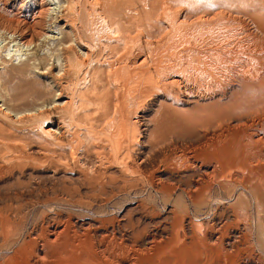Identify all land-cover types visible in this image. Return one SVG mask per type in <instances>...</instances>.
Listing matches in <instances>:
<instances>
[{
    "label": "bare ground",
    "instance_id": "bare-ground-1",
    "mask_svg": "<svg viewBox=\"0 0 264 264\" xmlns=\"http://www.w3.org/2000/svg\"><path fill=\"white\" fill-rule=\"evenodd\" d=\"M7 1L9 2V0ZM183 1L184 0H173L169 3L166 0H153V2L151 1L150 7H148L142 0H69L67 6L68 19L65 21L66 28L73 38H71L70 46L68 47L69 49L71 47L78 49L79 55L77 57L78 59H73L70 54L61 57V63L58 67L59 72L56 76L54 75V79L56 78V80H53L54 84L58 86L59 95L57 97V102L59 104L56 102L54 105L53 102L52 105H54V107L49 108V105H46V103L45 106L47 107L42 105L43 107L40 109L34 108L35 110L27 109L26 111H21L20 108L17 109L20 105L15 108L4 104L3 106H6V108L4 110L0 108V121L4 120L6 124H0V147H3V145L6 147L9 146L8 142L12 140V133L9 125L19 124L26 120H37L45 111H47L46 113L50 116L49 120L51 119V123L47 126L46 123L43 124V126H46H44V129L41 130L39 128L45 137L63 141L69 139L70 141L72 140V144L78 143L76 137H79L77 135L80 131L78 130V132L75 128L79 126L72 129L70 121L72 118L70 117V119L69 116L80 109L77 108L75 101L77 85L79 84V75L82 74L83 71H86L83 72L85 73L83 75H85L84 81L87 82L86 84H91L95 80L90 71V67L92 66L91 61L94 59L93 57L95 54L93 53L92 45L90 42L86 41L87 39L83 36V26H78V17L81 13L89 9L87 11V13H89L88 16H93L92 21L94 22L97 20L96 18L99 20L101 17L104 18V20L108 18L111 19L115 10H119L122 3H134L136 5L135 8H137L135 9V13L137 12L139 16L140 13L144 12L140 7L149 8L151 13H153L161 5L163 9L171 11L173 5H184L185 2ZM215 1V3L205 6L195 4L189 11H186V15L183 17L179 13V15L176 14V17L172 20L170 19V21H172V23H170L180 29L179 32L176 28L178 33L185 36L194 32L201 33L212 29L213 27L209 28L211 25L209 22H212L211 20L216 16L217 18L220 17L221 20H218V23L215 22V24L219 25L221 22L223 25L228 26L227 23L233 24L237 20L231 14L228 15L223 12L222 9L227 7L242 8L246 6L247 3L250 4L252 0ZM51 3L52 0H32V10L36 14V19L34 21L35 26L40 27L43 25L42 23L45 21V18H48L50 14H52L54 10L51 8ZM127 10L130 11L129 8ZM202 14L213 15L214 17H205L204 20L209 22L204 23V21H202ZM200 19L202 22L194 24L196 20ZM185 20L190 21L189 27H187ZM102 23L104 24V21H102ZM116 24L118 25V23ZM175 27H173V30ZM214 27L216 26L214 25ZM114 28L115 27H113V30ZM118 30L119 27L117 31ZM124 32L126 31L124 30ZM33 33L34 35L31 36L21 35L19 38H15L14 36L13 38L10 37L11 46L13 45L19 48V50H29L33 48L38 57V52L40 51H38V49L40 48L41 41L49 39V37L46 33H41L39 30H34ZM205 33L209 32L206 31ZM67 36L70 35L67 34ZM27 37L29 40H27ZM71 51H73V49H71ZM74 53L73 55H77V53ZM136 54L131 60H127V58L122 59L123 57H121V60L118 58L115 62L108 60V63H106L109 68L108 72L110 76H112L110 83L116 87L129 85V87L125 88L127 90L124 89V92H122V88L120 94L115 93V97L124 103L121 106L118 105L120 108L113 114L110 127L106 130L101 128L102 134L107 135L111 146L113 145L114 154L112 158L110 157L112 161L109 162L108 158H106V160L105 156L103 158V156L101 157L99 155V157L90 156L88 160H86L88 161V165L92 166L94 174L99 177L102 176L99 172L101 169H105L106 171L109 169L116 170L118 174H120L119 178L122 177L125 174L120 172L118 169L119 166L117 168H112L113 164L121 165L124 172L131 174L133 177L139 176L145 179L150 184L153 191L160 196L159 199L162 202L164 201V203L174 204L172 207H174L175 210H169V213H167L169 214L168 217L162 223H158L156 227H153V224H155L153 223V231H149L146 226H141L138 220V224H136L137 222L131 225L128 223L129 225H124L123 229L119 224L117 230L115 227L109 230L104 227L105 221L101 222L102 226H98V223L92 225L75 223L71 219L72 217L66 221L56 218L51 220L47 224V228L44 230L42 229L41 233L30 238L29 243L31 248L28 249V252L31 253L33 257L35 256L34 262L39 264L51 258L52 260H50V262L56 260L60 261L61 264H264V228L262 225V221L264 220L262 212H264V210H256L255 215H251L249 210L242 209L240 206L236 208L231 207L229 210H221L223 199H239L240 196H243V194L240 193L241 191L250 194L253 199L252 201L257 203L258 206H264V82L261 84L263 88L261 92L258 91L260 87L258 83L247 81L244 78L238 79L239 82L236 83L239 88L233 91L232 97L230 96V104L226 109L227 111H225L226 106L223 102V99L226 98L225 91H215L214 89V91H212L208 89V87H204V89L201 90L202 84L199 90V88L195 86L196 83L193 80L194 74L199 75L203 79L207 78L210 80L214 72L217 74L221 73L222 70L219 69V64L217 65L215 62V60L218 59L213 58V56L216 57L214 53H202V60H204V62L195 65L194 68L192 66V71L195 69V73L193 72L194 74H189L190 72L188 73L185 67L181 68L179 64H172L170 62L169 64L161 65V68H157V70H160H156L157 73L162 72L164 75L165 73L169 74L168 76L165 75L167 77L163 75L165 77L164 80L162 79L159 81L161 78H158V82H151L150 76L144 70L148 64L150 65L149 61L158 60V56L156 57L154 55V57H156L154 58L152 57L153 54L143 51H139ZM100 57L104 58L103 56ZM167 61H169V59ZM104 62L107 61L105 60ZM175 63H178V61ZM248 63L249 62H247V64ZM221 65L220 67H222ZM223 66L225 67V65ZM245 68L246 67L242 70L244 73L247 71L250 72L248 67L247 69ZM146 69L150 70L149 67ZM139 70H142V72H138ZM148 72L152 74L151 71ZM215 73L214 75L216 76L217 74ZM215 76L213 78H215ZM145 77L149 79L147 78L148 80L144 79L143 81L142 79ZM8 81L10 80L8 79ZM210 81L212 82V80ZM24 82L22 84H24ZM8 83L3 77H0V102L5 103L4 100L7 99L2 95L1 89L6 87ZM80 83L82 84V82ZM132 86L135 87L132 88ZM158 87L169 90V95L172 98L179 99L182 96L185 102H190L197 106L200 105L204 111L206 110V115L198 116L197 123L200 129L198 132L190 128L188 131L181 129L180 133L168 134V130L165 132V127L162 130L159 123H156L157 125L154 124V120L152 122L151 118V120L149 119L150 121L147 120L146 118L148 115L141 116L140 120L137 119L134 121L135 123L131 122L132 120L128 118V115H130V113L133 115V112H135L131 111L135 109V106L143 102L146 93H150L151 89H156ZM30 88L33 90L32 83H25L18 92L13 91L16 95L13 94V97L9 95L10 91L6 89L9 91V96L7 95L9 99L7 100H11L14 103V99L17 98V95L22 96L26 91L30 92ZM6 90L4 88L3 92L6 93ZM19 98L17 99L20 100ZM17 99L16 101H18ZM208 101H214V103L201 106V103ZM80 103L82 104L81 101ZM129 104L132 105V107H130ZM24 106L29 108L25 104ZM58 108H63L61 109L62 112L58 110ZM169 110L171 111V106L166 105L158 110L157 114L159 117H164V120L173 118ZM258 113L260 114L257 118L251 117V115L254 114L258 115ZM106 115L107 113L99 116L97 118L98 121L104 119ZM134 115L137 116V113ZM45 116L44 118H46ZM152 123L155 126L154 130L150 129L152 128L150 126H153ZM133 124L135 126H141V134L144 135L143 138H145L144 141L142 140L143 142L138 141V144L140 142V145L145 148L138 157L134 154L135 152L133 149V144L137 141V138L135 136L130 137V134H127L128 132L130 133L128 130L133 127ZM93 128L95 129V127H92V129L90 128L91 130H88L92 131ZM171 131L172 130L169 132ZM165 146L167 147L166 149L169 150L165 151ZM171 151H173L172 154ZM106 155L111 156V154ZM126 161H128V163ZM149 164L151 165V169L146 168ZM173 165L178 166L176 174L177 179L172 182H164L161 176H157L158 173H161V168H167L169 166L174 167ZM96 179L99 181V184L96 185V187L93 186L95 188H93V192L103 196L107 193L106 189L108 188L107 186H109V182L116 180L111 176H102V179L100 177L99 179L102 180L103 183L100 182L98 177ZM121 182L123 183V187L121 186L122 188H119V184L116 185L117 187L115 186V188L111 187L109 190L110 194L114 195L116 193L115 189H118L119 192L122 191L125 185L130 183L127 178ZM239 193L241 195H238ZM176 198L177 200H175ZM186 202H188L189 205H185ZM189 208L193 209V214H191L192 212L190 213ZM208 210L212 215L211 218L207 216L208 213L205 214ZM153 212H155V210H153ZM153 212L150 213L151 216H148L151 223L155 219L152 214ZM253 230L256 231L255 235L259 237V240L253 239ZM256 243L261 253L259 254L260 256L255 253L257 247ZM24 251L25 250L20 249L17 250L18 254H24ZM65 260L70 263H67Z\"/></svg>",
    "mask_w": 264,
    "mask_h": 264
},
{
    "label": "rangeland",
    "instance_id": "rangeland-1",
    "mask_svg": "<svg viewBox=\"0 0 264 264\" xmlns=\"http://www.w3.org/2000/svg\"><path fill=\"white\" fill-rule=\"evenodd\" d=\"M142 1L145 2L148 7H150L153 2V0ZM166 1L170 3V1L172 2L173 0ZM183 2H185V4H182V6L171 4L173 5L171 11L163 9L161 5L153 13H151L149 8L140 7L144 12L140 13L139 16L137 12L135 13V9L137 8H135L136 5L134 3H122L120 9L117 11L115 10L111 19L105 18L107 20H104V18L101 17L98 20V18H96L97 20L94 21L95 23L92 21L93 16H88L89 13H87V11L89 9L79 15L78 26H83V36L87 39L86 41L90 42L93 53L95 54L93 57L94 59L91 61L92 66L90 65L91 75H93L95 80L91 83L92 85L86 84L87 82L84 81L85 75H83L85 74L83 72L86 71H83L82 74L79 75V84L77 83L75 101L77 108L80 109L69 116V118H72V120H70L71 128L74 129L76 126H79V129L77 127L75 128V130L80 131L77 135L79 137H76L78 143L72 144V140L70 141L69 139H67V141L54 140L42 134L41 130L51 123V119L49 120L50 116L46 113L47 111H43L44 113L40 115V121L39 119H34L35 121L26 120L27 123L24 121L15 124L16 126L14 124L9 125L12 133V140L8 142L9 146L6 147L3 145V147H0V264H38L34 262L35 256L33 257V255L28 252V249L31 248L29 243L30 238L41 233L42 229H46L47 224L56 218L66 221L72 217L71 219L75 223L86 225L98 223V226H102L101 222L105 221L104 227L109 230L113 227L117 230L119 224L123 229L124 225H131L134 222L138 224V221H140L141 226H146L149 231H153V227H156L158 223H162L168 217L169 214L167 213H169V210H175V208L172 207L174 204L164 203V201L162 202L159 199L160 196L153 191L150 184L145 179L139 176H135V178L131 176V174L124 172L119 164H113L112 168H117L119 166L118 169L120 172L125 174L122 176L123 178H119L120 174H118L116 170L109 169L106 171L105 169H101L99 171L104 177L111 176L116 179L110 182L108 181L109 186H107V193L104 195L105 198L103 195L93 192L95 189L93 186L96 187V185L99 184L96 178L98 177L99 179L101 177L102 179V176L99 177L94 174L92 166L88 165V157L103 156L104 158L105 156V159L108 158L109 162L112 161L111 158L114 154L113 145L111 146L108 136L102 134V129L106 130L110 127L113 114L120 108L118 105L121 106L124 103L115 97V93L120 94L122 88V92H124L127 90L125 88L129 87V85L116 87L110 83L112 76H110L108 72L109 68L106 64L108 60L115 62V60L117 61L118 58L120 59L121 57H123L122 59L127 58V60H131L139 51L153 54L152 57H154V55L156 57L158 56V60L149 61L150 65L148 64L144 69L150 76L151 82H158L160 78L159 81L162 79L164 80L169 74L165 73V75H167L165 76L162 72L157 73V71H160L157 70V68H161V65H166L170 62L172 64H179L181 68L185 67V69L188 70L187 72H190L189 74H194L195 69L194 71H192V69L195 65L204 62L202 57L205 52H210L216 55V57L213 56V58L218 59L215 60V62L217 65L219 64L218 67L222 70V74L214 72L217 75L215 76L214 73L212 74L213 77L215 76V78H210L212 82L196 74H194L195 79L193 78V80L197 88L201 87L202 84L201 90H203L204 87H208V89L212 91H225L226 98L223 99L224 105L226 106L225 111H227L226 109L230 104L232 94L234 93L233 91L239 88L237 86L239 82L238 79L244 78L247 81L258 83L260 85L258 91L262 92L263 88L261 84L264 82V0H252L250 4H246L247 7H227L222 9L223 12L228 15L231 14L237 20L233 24L227 23L228 26L223 25L221 22V25L220 23L219 25L215 24V22L218 23L217 21L221 19L213 15L214 18L211 20L212 22L205 21V17L212 18V16L202 14V21H204V23L209 22V24H211L209 28L213 27L214 29L206 30L209 33H205L206 31L201 33L194 32L186 36L178 33L180 29L171 24L172 21H170V19L172 20L176 17V14H181L183 17L186 15V11H189L195 4L205 6L213 4L216 1L184 0ZM68 3L69 0H52L51 8L54 11H52V14H50L48 18L46 17L47 19L45 18V21L42 23L43 25L37 27L34 23L36 14L32 10V0H9V2L7 0H0V77H3L7 83H10H8L10 87L8 85L4 87L5 90L7 89L10 91V94L7 90L6 93L3 92L4 88L1 89L3 93L1 94L5 96V99H9L7 95L9 94L13 97L15 95L13 91L18 92L25 83H32L33 85V90L30 88V92L26 91L25 94L22 95L23 97L17 95V98L20 97V100L15 98L14 103L7 99L4 100L5 103L0 102V108L2 110L8 105L15 108L20 105L17 109L20 108L21 111H26L27 109H40L43 107L42 105L45 106L46 103V105H49V108L54 107L57 102L59 91L58 86H56L57 84H54L53 80H56V78L54 79V75L56 76L59 72L58 67L61 63V57L70 54L73 59H76L79 55L78 49H75V47L69 49L68 47L70 46L71 38H73L66 28L65 20L68 19ZM127 7L130 11L127 10ZM102 21H104V24ZM185 21L187 27H189L190 21ZM202 21L201 19L196 20L194 24ZM115 22L118 23V25ZM214 25L216 27H214ZM172 26L175 27V31ZM113 27H115L114 30ZM118 27L119 30L117 31ZM184 27L186 28L185 25ZM176 28L178 31H176ZM34 30H39L44 34L46 33L49 37V39L41 41V49H38V51L40 50L38 52V57L33 48L29 50H19V48L13 45L11 46L10 39L13 38V36L15 38H19L21 35L31 36L34 35ZM124 30L126 32H124ZM66 33L70 36H67ZM27 40H29L28 37ZM71 49H73V51H71ZM72 52L74 54L77 53V55H73ZM168 59L169 61H167ZM105 60L107 62H104ZM177 61L178 63H175ZM247 62L249 63L247 64ZM220 65L222 67H220ZM223 65H225V67ZM148 67L150 70L146 69ZM244 67H246L245 69L248 67L250 72L246 70L248 73H244V71H242ZM147 70L151 71L152 74ZM138 72H142V70ZM148 77L142 80L144 81V79ZM8 79L11 82L8 81ZM23 82L24 84H22ZM80 82H82V84ZM134 87L135 86H132V88ZM158 88L151 89L150 93H146L145 99L140 103L141 105H134L135 109L131 112H135H133V115L132 113L128 115V118L132 120L131 122L133 123L137 119L140 120L143 115H148L146 118L147 120L151 118L152 120H150L152 122L154 120V124L159 123L162 130L164 127L165 132L168 130V134H177L181 132V129L188 131L190 128L198 132V130H200L197 123L198 116L206 115V110L204 111L200 105L197 106L196 104L185 102L182 96L179 99L172 98L169 95V90ZM16 99L18 101H16ZM53 102L54 105H52ZM212 103H214V101L204 102L201 103V106L210 105ZM4 104L6 106H3ZM24 104L29 108H26ZM57 104L59 103L57 102ZM166 105L171 106V111L169 110V113L173 116V118H167L168 121L167 119L164 120V117H159L157 114V111ZM130 107H132V105H130ZM61 109L58 108V110L62 112ZM105 113H107L106 117L98 121L97 118ZM135 113H137L138 117L134 115ZM259 114L260 113H258V115H251V117L257 118ZM44 116L46 118H44ZM1 123L6 124L4 120H1L0 124ZM45 123L46 126L44 125V127L43 124ZM153 123L150 129L154 130L155 126ZM92 127H95V129L93 128V130L90 131ZM131 128L129 130L127 129L130 131V133L128 132L127 134H130V137L135 136L137 138V141L133 144V149L135 152L134 154L138 157V155H141L145 150V148L140 145V142L138 144V141L143 142L145 138H143L144 135L141 134V126H135L133 124ZM170 130L172 131L169 132ZM137 136L141 138L139 139ZM166 148L165 146V151L169 150ZM172 152L173 151H171V154ZM106 154H111V156ZM126 162L128 163V161ZM173 166L174 167L169 166L172 169L169 167L161 168V173H158L157 176H161L164 182H172L177 179L176 174L178 166ZM146 168L151 169V165H147ZM126 178L130 183L126 184L122 191L119 192L118 189H115L116 193L114 195L110 194V188H115L118 184V187L122 188L123 183L121 181ZM100 182L103 183L102 180H100ZM240 193H242L243 196H240L239 199H223L221 210H229L231 207L236 208L240 206L242 209L249 210L251 215H255L256 210H264V206H258L257 203L252 201L253 199L250 194L242 191ZM240 193L238 195H241ZM175 200H177V198ZM186 203L185 205H189L188 202ZM153 210H155V212H153ZM189 210L190 213L192 212L191 214H193V209L189 208ZM151 212H153L152 214L155 218L152 223L150 222V218H148V216H151ZM205 214L210 216V218L212 217L209 210L206 211ZM262 216L264 217V212H262ZM262 225L264 228V220L262 221ZM252 234L254 240H259V237L255 235V230H253ZM18 249L25 250L26 252L24 251V254H18ZM258 251L259 247L257 246L255 253L260 256L259 254L261 253L260 251L258 253ZM50 260L52 259L50 258L39 264H61L60 261L55 260L50 262ZM66 262L70 263L68 261Z\"/></svg>",
    "mask_w": 264,
    "mask_h": 264
}]
</instances>
